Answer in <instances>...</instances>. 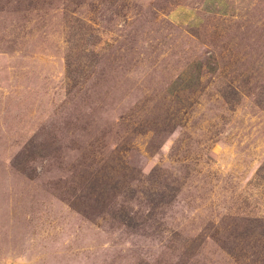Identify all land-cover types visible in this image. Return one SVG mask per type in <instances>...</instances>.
Returning a JSON list of instances; mask_svg holds the SVG:
<instances>
[{
  "label": "rangeland",
  "instance_id": "obj_1",
  "mask_svg": "<svg viewBox=\"0 0 264 264\" xmlns=\"http://www.w3.org/2000/svg\"><path fill=\"white\" fill-rule=\"evenodd\" d=\"M0 264H264V0H0Z\"/></svg>",
  "mask_w": 264,
  "mask_h": 264
},
{
  "label": "crops",
  "instance_id": "obj_2",
  "mask_svg": "<svg viewBox=\"0 0 264 264\" xmlns=\"http://www.w3.org/2000/svg\"><path fill=\"white\" fill-rule=\"evenodd\" d=\"M176 16V15H175ZM176 19L175 20H177L178 18H177V16L175 17Z\"/></svg>",
  "mask_w": 264,
  "mask_h": 264
}]
</instances>
